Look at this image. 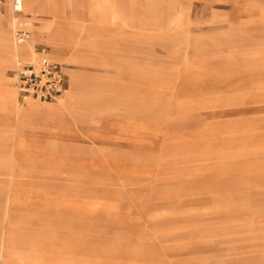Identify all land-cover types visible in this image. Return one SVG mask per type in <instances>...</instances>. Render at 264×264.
I'll return each mask as SVG.
<instances>
[{"label":"rangeland","instance_id":"1","mask_svg":"<svg viewBox=\"0 0 264 264\" xmlns=\"http://www.w3.org/2000/svg\"><path fill=\"white\" fill-rule=\"evenodd\" d=\"M48 2L0 0L37 33L0 105L35 48L67 75L36 103L76 90L32 126L0 106V264H264V0Z\"/></svg>","mask_w":264,"mask_h":264},{"label":"built area","instance_id":"2","mask_svg":"<svg viewBox=\"0 0 264 264\" xmlns=\"http://www.w3.org/2000/svg\"><path fill=\"white\" fill-rule=\"evenodd\" d=\"M17 11L22 10V0H14ZM34 22L17 18L15 41L24 43L31 38ZM34 61L19 63L14 70V78L21 94L22 103L28 104L34 98L42 102L51 101L61 95L66 84V72L61 63L52 60L44 50L35 48Z\"/></svg>","mask_w":264,"mask_h":264},{"label":"bare ground","instance_id":"3","mask_svg":"<svg viewBox=\"0 0 264 264\" xmlns=\"http://www.w3.org/2000/svg\"><path fill=\"white\" fill-rule=\"evenodd\" d=\"M14 2V0H13ZM31 4L33 9L37 10L38 7L40 6V4H38V0H31ZM22 7H23V0H22ZM9 35H12L11 31H9L8 33ZM72 36H69V38H71ZM30 40H26L24 43L22 44H18L14 37L12 39H6L5 41H2L1 45H0V51H3L6 53L7 58L9 60H13L16 58H19L20 55H27V56H32L33 52L31 50V52H24V47H29L30 49V44H28L27 42H29ZM3 78V76H2ZM77 85L80 84L77 88H86L88 86L87 82L85 81V79H80L79 78L76 80ZM18 91H16L14 88L9 87L6 91V94L4 95V97H2L1 100V108H3V110L9 111V113H11L12 117L14 118V120L17 121L18 126L19 127H25V126H32L31 123V117H36L39 115H43V114H48L47 112H57V111H61L62 109H64V107L68 104H70V97H74L76 90L73 89L71 91V94L69 97V101H66L65 96L60 98L62 99L60 101V103H56V104H52L51 102L49 104H45L46 106H40L39 104H37L36 102H38V99H30L28 104H27V108L26 109H21L18 106V102H17V94ZM74 92V95H73ZM67 98V96H66Z\"/></svg>","mask_w":264,"mask_h":264},{"label":"crops","instance_id":"4","mask_svg":"<svg viewBox=\"0 0 264 264\" xmlns=\"http://www.w3.org/2000/svg\"><path fill=\"white\" fill-rule=\"evenodd\" d=\"M48 0H43L42 3L40 4V6L38 7L37 10L33 9L32 4H31V0H23V7L22 9L29 11L30 13L33 14H39L40 12H52V7H47L48 6ZM7 11L10 12V9L7 8ZM45 28L47 29H52V38L54 39L55 43H58L56 46L57 48H61L64 47L65 45L63 44L64 42H62V40L68 38L69 36H72L71 33L65 28L64 23L62 22H50V23H46L45 24ZM10 31L9 28H6L5 30L1 31L0 33H4V34H8ZM33 30V34L34 36H37V33ZM32 34V35H33ZM8 38L12 39V36L8 34ZM7 38V39H8ZM31 39V38H29ZM62 42V43H61ZM25 48V47H24ZM27 51L24 50V52H31L29 47H26ZM63 95V94H62Z\"/></svg>","mask_w":264,"mask_h":264}]
</instances>
